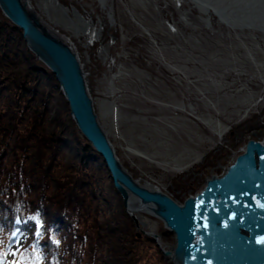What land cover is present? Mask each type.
<instances>
[{
    "label": "rangeland",
    "instance_id": "374dc122",
    "mask_svg": "<svg viewBox=\"0 0 264 264\" xmlns=\"http://www.w3.org/2000/svg\"><path fill=\"white\" fill-rule=\"evenodd\" d=\"M102 1L30 3L42 22L75 48L99 125L121 167L181 206L247 141L264 143V0H205L221 17L204 14L189 0ZM79 17L90 23L93 42L82 34ZM100 178L102 191L112 197L107 176ZM85 205L93 239L97 225L107 233V220L120 229L122 252L131 251L135 264H173L162 251L173 250L174 238L161 235L158 220L137 214L142 225L136 228L127 214L131 234L140 240L135 247L117 205L88 197ZM25 221L35 232L32 217ZM109 238L103 237V248ZM23 239L19 235L6 248L0 264H11Z\"/></svg>",
    "mask_w": 264,
    "mask_h": 264
},
{
    "label": "trees",
    "instance_id": "16d2710c",
    "mask_svg": "<svg viewBox=\"0 0 264 264\" xmlns=\"http://www.w3.org/2000/svg\"><path fill=\"white\" fill-rule=\"evenodd\" d=\"M100 173L110 182V198ZM82 187L86 193L80 196ZM86 197L117 205L126 236L131 234L122 199L101 158L76 130L54 75L27 49L22 31L1 15L0 247L16 230L27 234L17 253L21 264H135L131 251L122 252L120 229L107 220V233L97 225L95 238L90 236ZM28 216L39 224L36 235L24 222ZM131 235L138 246L140 240ZM161 235L171 234L162 229ZM106 236L111 238L103 248ZM100 249L105 254L97 257Z\"/></svg>",
    "mask_w": 264,
    "mask_h": 264
},
{
    "label": "water",
    "instance_id": "95a60500",
    "mask_svg": "<svg viewBox=\"0 0 264 264\" xmlns=\"http://www.w3.org/2000/svg\"><path fill=\"white\" fill-rule=\"evenodd\" d=\"M192 1L205 12L210 11L220 17L205 0ZM0 13L22 31L27 49L54 75L76 130L101 158L135 227L142 223L129 212V196L136 206L135 210H146L148 216L162 224L164 232L173 236L174 248L172 252L162 251L164 258H169L173 264H264V201H259L264 200L263 187L255 190L247 186L239 187L236 178L229 180V177H235V169L211 182L213 189L219 184V191L210 201L220 204V207H206L197 198L186 199L180 206L158 190L148 191L139 187L121 167L99 125L88 94L86 75L76 54L61 42L60 36L47 31L39 16L28 11L21 0H0ZM261 150V144L248 143L243 162L248 160L249 153L257 154ZM242 188L253 194H242ZM224 189L234 191V195L230 199L220 200V190ZM147 237L154 242L158 240L153 234Z\"/></svg>",
    "mask_w": 264,
    "mask_h": 264
},
{
    "label": "bare ground",
    "instance_id": "6f19581e",
    "mask_svg": "<svg viewBox=\"0 0 264 264\" xmlns=\"http://www.w3.org/2000/svg\"><path fill=\"white\" fill-rule=\"evenodd\" d=\"M189 1H191V2H193L204 14L205 13H207V12H205V9H203V8H201L198 4H196V2H194V1H192V0H189ZM21 2L25 5V7H26V9L28 10V11H33L34 12V10H33V7H32V5H31V3H30V0H21ZM100 2L102 3L103 1L102 0H100ZM207 2V1H206ZM46 4V3H45ZM208 4V3H207ZM52 5V4H51ZM56 6V5H55ZM58 9H60L58 6H56ZM215 12V11H214ZM35 13V12H34ZM217 14H219V16L221 17V14L220 13H217ZM40 18V17H39ZM80 18L81 17H79V19L78 20H80ZM80 22V24L82 23V26H84V28L83 27H81V32H82V34L83 35H89L88 36V38H89V40L91 41L92 40V42H93V40H95V39H93L92 37H91V35H90V33H89V31L91 30V29H87V27L90 25V23L88 22V21H85V20H80L79 21ZM46 25V24H45ZM45 25H43L42 24V26L43 27H45L46 28V30L47 31H49L51 34H55L52 30H51V28H49L47 25L45 26ZM81 26V25H80ZM91 26V25H90ZM44 28V29H45ZM88 30V31H87ZM94 30V29H93ZM79 31V30H78ZM56 35V34H55ZM54 35V36H55ZM59 39H61V42L62 43H64L65 45H67V46H69L70 48H71V50L76 54V57H77V60H78V63H79V65L81 66V69H82V71H83V66H82V64H81V62H80V58H79V56L77 55V53L75 52V48L73 47V45L72 44H70V42L69 41H67L65 38H63V37H59ZM32 53V52H31ZM33 54V53H32ZM35 56V55H34ZM36 57V56H35ZM37 60V59H36ZM39 61V60H38ZM39 62H41V61H39ZM42 63V62H41ZM43 64V63H42ZM83 73H84V71H83ZM87 83V82H86ZM88 90V89H87ZM88 94H89V92H88ZM259 144H261V146H263L264 147V143H261V142H259ZM137 182V181H136ZM139 187H141V188H143V189H145V190H148V191H159L160 192V190L158 189V188H156V187H154V186H151V185H148V184H143V185H141V184H139L138 182L136 183ZM129 198V202H130V204H129V208H130V214L131 215H133V216H137V214H148L147 213V211L145 210V211H142V210H135V208H136V206H134L133 204V201L130 199V196L128 197ZM126 209V208H125ZM128 213V212H127ZM129 215V214H128ZM169 252H172V251H169Z\"/></svg>",
    "mask_w": 264,
    "mask_h": 264
},
{
    "label": "snow or ice",
    "instance_id": "6c2138e0",
    "mask_svg": "<svg viewBox=\"0 0 264 264\" xmlns=\"http://www.w3.org/2000/svg\"><path fill=\"white\" fill-rule=\"evenodd\" d=\"M262 242H264V241H262Z\"/></svg>",
    "mask_w": 264,
    "mask_h": 264
}]
</instances>
